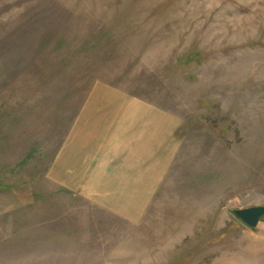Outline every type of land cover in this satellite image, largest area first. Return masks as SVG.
<instances>
[{
	"label": "rangeland",
	"instance_id": "rangeland-1",
	"mask_svg": "<svg viewBox=\"0 0 264 264\" xmlns=\"http://www.w3.org/2000/svg\"><path fill=\"white\" fill-rule=\"evenodd\" d=\"M264 0H0V264H264Z\"/></svg>",
	"mask_w": 264,
	"mask_h": 264
},
{
	"label": "water",
	"instance_id": "water-1",
	"mask_svg": "<svg viewBox=\"0 0 264 264\" xmlns=\"http://www.w3.org/2000/svg\"><path fill=\"white\" fill-rule=\"evenodd\" d=\"M233 213L247 226L255 228L264 217V205H253L233 209Z\"/></svg>",
	"mask_w": 264,
	"mask_h": 264
}]
</instances>
